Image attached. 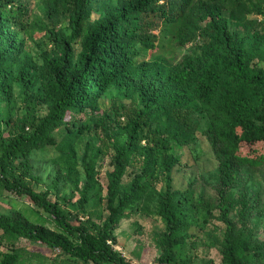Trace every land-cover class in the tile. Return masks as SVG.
<instances>
[{"label":"trees","instance_id":"16d2710c","mask_svg":"<svg viewBox=\"0 0 264 264\" xmlns=\"http://www.w3.org/2000/svg\"><path fill=\"white\" fill-rule=\"evenodd\" d=\"M99 0H51L50 14L66 20L70 34L52 31L61 44L69 45L83 38V48L74 59L69 49L56 58V75L50 81L52 99L46 114H41L42 99L36 93V75L12 65L24 53V40L33 15L34 0H0V189L26 195L35 205L48 212L55 221L76 239L49 233L0 214V231L12 237L60 248L85 262L135 264L110 243L120 222L133 212L159 177L151 170L165 155L166 191L159 209L164 218L167 239L183 226L187 212H197L208 206L233 204L232 193L222 189L216 201L196 197L188 187L174 190L173 167L179 157L169 153V140L183 145L192 142L196 130L195 114L202 111L214 120L209 125L213 148L219 165L216 175L222 185L239 180L242 169L264 167V62L263 39L244 50L232 38V22L247 19L248 14L264 17V0H126L104 17L90 21ZM258 19L255 18V21ZM250 21V20H249ZM264 21V20H263ZM263 21H260L264 27ZM204 38L220 40L227 49L217 52L203 68L196 69L194 60L168 69V79L177 90L142 93L144 109L118 107V118L129 122L124 143L112 141L115 119L104 116L102 143L91 146L90 162L85 165L87 183L81 191L80 205L90 200L95 177L93 168L101 154L112 156L114 171L110 175L108 212L102 228L96 232L85 225L67 221L57 201L48 191H38L32 185L34 150L56 144L55 131L65 126L73 140L84 133L86 125L79 114L96 110L99 98L125 75L139 73L137 63L148 51H155L162 42L176 47L189 45ZM24 89L25 113L7 112L13 103V86ZM143 141L146 148L142 147ZM61 161L65 162L64 148ZM139 167L131 189L123 179L127 169ZM71 171V170H70ZM250 238L238 239L227 251L230 264H243L247 256L254 262L264 261V253L248 255ZM0 264H25L13 249L1 253ZM163 261L173 263L172 251Z\"/></svg>","mask_w":264,"mask_h":264},{"label":"rangeland","instance_id":"374dc122","mask_svg":"<svg viewBox=\"0 0 264 264\" xmlns=\"http://www.w3.org/2000/svg\"><path fill=\"white\" fill-rule=\"evenodd\" d=\"M124 1L126 0H99L90 21L95 22L104 17ZM33 7L28 30L20 34L24 40V53L12 65V71L16 73L24 67L36 75L38 84L35 90L42 99L41 114H46L52 99L49 83L56 75L55 60L63 57L64 49H69L74 59H78L83 48V38L71 42L68 47L61 44L52 35V31L70 34L69 23L50 14L51 0H34ZM263 20L261 14H248L247 19L232 22L228 31L244 50L257 45L256 41L262 38L264 51V27L259 23ZM222 44L215 38L210 41L202 38L181 47L162 42L157 50L146 52L137 63L139 73L123 76L99 98L95 111L88 110L79 114L86 125L83 134L73 140L68 136L67 128L62 126L55 131L56 144L34 150V189L48 191L49 198L58 202L69 223L85 225L93 232L102 228L109 215L110 175L114 171L111 154H101L96 160L90 200L84 207L79 201L81 190L86 185L89 186L85 165L90 162L91 146L98 147L105 135L104 116L115 119L110 122V125H115L112 141L124 143L128 138L126 130L129 122L125 117L118 118V107L134 109L133 106L136 105L138 109H144L142 93L153 90L175 92L177 88L168 79V69L182 67L190 60H194L196 69L203 68L215 53L227 50ZM254 63L264 64L259 58ZM25 97L24 89L14 83L13 103L7 105V112L25 113ZM213 120V117L197 111L192 142L183 145L169 140V153L179 157V163L172 170L173 186L178 191L190 187L196 197L213 201L217 200L221 190L225 188L232 193L233 204L226 207L223 204L212 205L201 211L187 212L182 228L168 240L164 218L158 213L167 183L164 177L165 155L151 168L159 181L151 186L143 202L120 222L114 233L115 238L110 240L115 249L132 259L135 264H171L163 261L165 253L170 250L174 257L172 264H230L227 261V251L239 238H250L251 250L248 255L253 251L264 253V167L242 169L239 180L228 186L222 185L216 175L219 160L213 148L212 132L209 131ZM60 147L66 150L64 163L60 162ZM142 147L146 148L145 141ZM139 171L138 166L127 169L123 179L126 188L131 189L132 179ZM0 214H9L49 233L68 236L73 240L77 238L24 194L0 189ZM8 249L15 250L25 264H106L85 262L60 248L24 237L15 238L0 231V262L1 253ZM242 263L264 264V261L254 262L247 256Z\"/></svg>","mask_w":264,"mask_h":264}]
</instances>
